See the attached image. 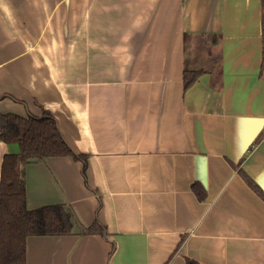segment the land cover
Segmentation results:
<instances>
[{"label": "crops", "instance_id": "0c3cea01", "mask_svg": "<svg viewBox=\"0 0 264 264\" xmlns=\"http://www.w3.org/2000/svg\"><path fill=\"white\" fill-rule=\"evenodd\" d=\"M263 44L264 0H0V115L47 111L88 157L25 168L28 209L76 224L27 264H264V198L235 170L264 194Z\"/></svg>", "mask_w": 264, "mask_h": 264}, {"label": "trees", "instance_id": "16d2710c", "mask_svg": "<svg viewBox=\"0 0 264 264\" xmlns=\"http://www.w3.org/2000/svg\"><path fill=\"white\" fill-rule=\"evenodd\" d=\"M264 56V44H263ZM205 72L188 67L184 73V89L188 91ZM264 139V134L253 148ZM0 141L17 145L18 154L4 157L0 181V264H27V241L30 238H60L76 234V224L70 209L63 205L30 211L27 207L25 168L46 159L73 158L87 164L88 157L76 155L64 140L53 115L43 110L41 118L0 115ZM241 178L259 197L261 189L240 169ZM197 199L206 194L200 185L192 186ZM81 230L80 236H103L105 229L98 223ZM187 264H197L187 260Z\"/></svg>", "mask_w": 264, "mask_h": 264}, {"label": "rangeland", "instance_id": "374dc122", "mask_svg": "<svg viewBox=\"0 0 264 264\" xmlns=\"http://www.w3.org/2000/svg\"><path fill=\"white\" fill-rule=\"evenodd\" d=\"M204 40H206V39L204 38ZM208 43H209V40L202 41L201 44H200L201 46L197 50L194 47L191 48V45H193V44H192V42H189V44H188V54L191 53L192 51H193L192 54H194L195 51H197L196 52L197 53L196 56L198 57V59L201 60L203 55H204V53H206V54L208 53L207 51H204V49H205V47H207ZM208 49H209L210 52H212L214 54L215 51H214V48H213L212 45H209ZM207 60H209V58ZM213 60H214V64H215L217 62L218 58L215 57ZM202 67H206V64H203Z\"/></svg>", "mask_w": 264, "mask_h": 264}]
</instances>
